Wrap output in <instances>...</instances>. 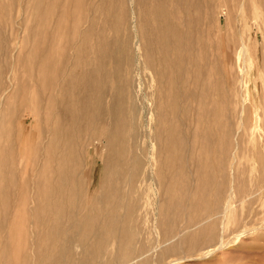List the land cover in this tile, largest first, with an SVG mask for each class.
Segmentation results:
<instances>
[{"label": "rangeland", "instance_id": "1", "mask_svg": "<svg viewBox=\"0 0 264 264\" xmlns=\"http://www.w3.org/2000/svg\"><path fill=\"white\" fill-rule=\"evenodd\" d=\"M0 43L5 132L43 130L2 140L0 264H264V191L196 224L264 184V0H0Z\"/></svg>", "mask_w": 264, "mask_h": 264}, {"label": "bare ground", "instance_id": "2", "mask_svg": "<svg viewBox=\"0 0 264 264\" xmlns=\"http://www.w3.org/2000/svg\"><path fill=\"white\" fill-rule=\"evenodd\" d=\"M133 1V0H132ZM33 2V1H32ZM31 2V3H32ZM21 4V3H20ZM27 5V4H26ZM84 5V4H83ZM93 5V4H92ZM29 6V5H28ZM67 6V5H66ZM88 6V5H87ZM62 7V6H61ZM94 7V6H93ZM28 8V7H27ZM74 8V7H73ZM132 8V7H131ZM5 9V8H4ZM67 11V10H66ZM49 13V12H48ZM60 15V14H59ZM75 16V15H74ZM52 17V16H51ZM68 17H70V16H68ZM67 17V18H68ZM58 19V18H57ZM62 20H64V19H62ZM58 21V20H57ZM89 21V20H88ZM87 21V22H88ZM26 24V23H25ZM59 24H63L62 23V21L59 23ZM68 24V23H67ZM56 25H57V22H56ZM55 25V26H56ZM69 25V24H68ZM9 26V25H8ZM17 26V25H16ZM51 26H52V24H51ZM28 27H29V25H28ZM85 27V26H84ZM48 32V31H47ZM39 33V32H38ZM68 34V33H67ZM40 35V34H39ZM80 36V35H79ZM38 37V36H37ZM80 38V37H79ZM40 40V39H39ZM196 40V39H195ZM195 42V41H194ZM1 44V43H0ZM243 45V44H242ZM46 46V45H45ZM50 47V46H49ZM74 49V48H73ZM38 50H42V53H38V51L37 50H29L28 52V54L26 55V57L25 58H23V60L21 59V56L19 57V55H18V58H17V61H16V66L18 67V66H20V64H26V66H29V64L31 63V67L28 69L27 67H25V71L23 72V73H25L26 75H28L29 77H30V80L28 81V80H26V81H24V82H21L20 83V86H18V88L16 89V92L15 93H13V94H20V95H18V96H21L22 97V100H21V103L19 104V107H23V105H25V101H27V99H26V96L27 95H29L30 93V90H31V92L32 93H34L35 92V90L36 91H39V90H37V85L35 84L36 82H37V77H35V74L34 73H36L37 71H39V78H38V80L39 81H41L42 83H46L47 82V80H45V79H43V77H42V74H43V72H44V70L45 69H48L49 67H50V65H51V60H49L47 57H45L44 56V54H48V52H47V50H46V48L45 47H41V49L40 48H38ZM34 52H37V54L36 53H34ZM22 54V53H21ZM245 54V53H244ZM243 57V56H242ZM14 58V57H13ZM14 60V59H13ZM54 60V59H53ZM245 63V62H244ZM53 66V65H52ZM54 68V67H53ZM17 69V68H16ZM21 69V68H20ZM20 69H18V72L20 71ZM34 69H36V71L34 72ZM206 71V70H205ZM186 73V72H185ZM36 76H38V74L36 75ZM221 77H222V75H221ZM9 78V77H8ZM196 78V77H195ZM10 79V78H9ZM181 81H183V80H181ZM243 81V80H242ZM241 81V82H242ZM243 83V82H242ZM241 83V84H242ZM39 85V84H38ZM36 86V87H35ZM241 88V87H240ZM40 92L42 93V95H43V92L40 90ZM240 92H242V91H240ZM39 93V92H38ZM38 93H36L37 94V101H39L40 99H39V95H41V94H38ZM15 95V97L17 98V96ZM242 95V94H241ZM13 97H14V95H12ZM42 98V97H41ZM51 98H52V96L51 95H49L48 96V101H49V103H50V101H51ZM3 99V98H2ZM13 99V98H12ZM15 100V99H14ZM9 102V99L7 100L6 99V101L5 102H3L2 103V105H1V107H0V114H2V119L0 120V174H2V176L3 177H5L6 176V174H9V173H11L12 171H13V169H12V166H13V163H14V159H12L13 158V156H15V154H16V151H15V149H14V146H11V147H9V146H7L6 144H4L3 145V138H7V137H12L13 138V140H16V139H20V138H24V141H26V134H28V131L30 130H32L33 128H35L36 130H37V133H39V134H42L43 133V130H42V128H41V126H40V122L39 121H37V123H34V121H33V119L35 118V116H33V115H31V114H28V115H30L29 117H28V119H25L24 120V124H22V125H20L18 122V124L16 125L15 124V122H16V120H15V122L13 121V119H12V121H11V123H13L14 122V127H15V125H16V132H15V135L13 134V133H9L10 135H7L8 133L7 132H5L6 131V129H10L11 128V126H9L10 128H7L6 127V129H5V121H4V119H5V115L8 113V108L9 107H7L9 104H10V106H11V104H13L14 102H16V101H12V103H9V104H7ZM17 103V102H16ZM16 103H14V104H16ZM7 105V106H6ZM17 105H18V103H17ZM14 106V105H13ZM17 108V109H20V108ZM39 107V106H38ZM48 107V106H47ZM10 109H11V107H10ZM13 111H14V107H13V109H12ZM22 110V109H21ZM18 112H20V110H17ZM16 111V112H17ZM15 112V111H14ZM27 112V111H26ZM9 113H11V112H9ZM13 114V113H12ZM26 114V113H25ZM43 114V113H42ZM241 114V113H240ZM17 115H18V113H17ZM16 115V116H17ZM43 116V115H42ZM41 116V117H42ZM146 116V115H145ZM11 117H12V115H11ZM9 119V118H8ZM31 120V122H29L28 120ZM42 119H43V117H42ZM45 119V118H44ZM9 121V120H8ZM34 123V124H33ZM9 125V124H8ZM12 129H13V127H12ZM15 129V128H14ZM15 131V130H14ZM18 131V132H17ZM29 131V132H30ZM238 131H241V130H238ZM238 133V132H237ZM15 137H14V136ZM236 136V135H235ZM11 138V139H12ZM41 143V142H40ZM25 145V144H24ZM39 145V144H38ZM238 145H239V143H238ZM237 146V145H236ZM238 147V146H237ZM11 148V149H10ZM25 149H26V146H25ZM44 153V152H43ZM233 153H235V152H233ZM233 157H234V154H233ZM40 160V159H39ZM15 162H17V161H15ZM23 163V162H22ZM12 165V166H11ZM38 169V168H37ZM26 171V170H25ZM48 171V170H47ZM232 172H233V170H232ZM15 173V172H14ZM9 177V176H8ZM15 177V176H14ZM45 177H47V175L45 176ZM13 179V178H12ZM234 181V180H233ZM34 184V183H33ZM37 183H35V185H36ZM15 185V184H14ZM34 186V185H33ZM44 186V185H43ZM232 186H233V184H232ZM219 187V186H218ZM37 188V187H36ZM227 189V188H226ZM10 190V189H9ZM228 190V189H227ZM27 191V190H26ZM258 191H260V192H262V191H264V184L263 185H261L259 188H257L255 191H252V192H250V193H248V194H246V195H244V196H242V197H240V198H238V199H236V200H232V199H230V198H228L227 199V201H225V204L223 203V206L219 209V210H217V211H215L214 213H212L211 215H209V216H207L206 218H202V220H200L199 222H197L196 224H198V223H202V224H204V223H206V222H208V221H210V220H213V219H216V218H221V219H223L224 218V220H225V217L229 214V212H231L234 208H236V207H238V206H240V205H242L243 203H244V201L245 200H247V199H249L250 197H252V196H254V195H256L257 194V192ZM231 192H232V189H231ZM226 193V192H225ZM229 194H230V192H229ZM35 195V194H34ZM230 196V195H229ZM3 199V198H2ZM226 200V199H225ZM8 201H10V199L8 200ZM4 202V201H3ZM32 202H33V200H32ZM197 204H198V202H197ZM216 205V204H215ZM33 206V205H32ZM31 206V207H32ZM218 206V205H217ZM219 206H220V204H219ZM39 209V208H38ZM36 210V209H35ZM23 211V210H22ZM6 212V211H5ZM15 213V212H14ZM8 215V214H7ZM11 215V214H10ZM19 215V214H18ZM21 217V216H20ZM231 217V216H230ZM234 217V216H233ZM8 218V217H7ZM16 220V219H15ZM14 220V221H15ZM16 222V221H15ZM185 224V223H184ZM196 224H192V225H189V226H186V227H184V228H180V230L179 231H177L176 233H174V235L170 238V239H168L167 241H165V243H167L168 241H175V240H179V244L178 245H182V241H181V238L183 237V236H185V235H187L188 233H190L191 231H192V227L194 226V225H196ZM201 224V225H202ZM222 224V223H221ZM225 225V224H224ZM230 225V224H229ZM223 226V225H222ZM16 227V226H15ZM15 227H14V231H15ZM35 227V226H34ZM10 228V227H9ZM195 228V227H194ZM6 229V228H5ZM32 229V228H31ZM228 229V228H227ZM33 230V229H32ZM228 231V230H227ZM224 228L222 229V231H221V234H220V237H219V235H218V237H219V242H218V244H219V246H218V248L219 249H223V248H225L226 246H228L229 244H230V240H228V239H226V237L224 236V232H227ZM33 233V232H32ZM6 234V233H5ZM7 234H8V232H7ZM15 234V233H14ZM26 234H28V233H26ZM229 234V233H228ZM240 234V233H239ZM245 234V233H244ZM34 235V234H33ZM211 235V234H210ZM243 235V234H242ZM14 236V235H13ZM229 237V236H228ZM209 238V237H208ZM26 239V238H25ZM208 240V239H207ZM26 241V240H25ZM6 242V241H5ZM17 242V241H16ZM14 243V242H13ZM18 243V242H17ZM210 243V242H209ZM194 244V243H193ZM34 246V245H33ZM157 246V245H156ZM154 247V246H153ZM196 247V246H195ZM181 248H182V246H181ZM217 248V249H218ZM171 249V248H170ZM185 249V248H184ZM196 249V248H195ZM204 249V248H203ZM183 250V249H182ZM194 250V249H193ZM17 251V250H16ZM32 251V250H31ZM153 251H155L153 248L151 249H149V250H147V251H145V252H143V253H141L140 255H138L137 257H134V258H132V259H130V260H128L127 262H125L124 264H134V263H136V262H138L139 260H141V259H143V258H146V257H148L150 254H151V252H153ZM184 251V250H183ZM196 251V250H195ZM209 251H211V249L209 250ZM19 252V251H18ZM18 252H17V254H18ZM182 252V251H181ZM197 252V251H196ZM10 254V253H9ZM9 254H8V256H9ZM33 255H34V253H33ZM2 256H3V259H4V261H5V258L7 259V252H6V248H5V250H3L2 251ZM203 256V255H202ZM142 257V258H141ZM154 257H155V255H154ZM33 258H34V256H33ZM184 258H185V256H184ZM183 258V259H184ZM9 259H11V258H9ZM35 259V258H34ZM178 260H180V259H175L173 262H169V264H174L175 263V261H178ZM34 261V260H33ZM32 261V262H33ZM21 262H22V259H21V256H19L18 258H17V260H16V262H15V264H21ZM145 263V262H144ZM7 264H12L11 263V261L9 260V261H7ZM33 264V263H32Z\"/></svg>", "mask_w": 264, "mask_h": 264}]
</instances>
